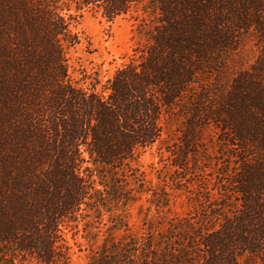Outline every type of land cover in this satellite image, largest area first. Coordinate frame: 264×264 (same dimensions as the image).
Instances as JSON below:
<instances>
[{
    "label": "trees",
    "instance_id": "16d2710c",
    "mask_svg": "<svg viewBox=\"0 0 264 264\" xmlns=\"http://www.w3.org/2000/svg\"><path fill=\"white\" fill-rule=\"evenodd\" d=\"M83 11L147 17L100 91ZM79 226L86 264H264V0H0V264H75Z\"/></svg>",
    "mask_w": 264,
    "mask_h": 264
},
{
    "label": "rangeland",
    "instance_id": "374dc122",
    "mask_svg": "<svg viewBox=\"0 0 264 264\" xmlns=\"http://www.w3.org/2000/svg\"><path fill=\"white\" fill-rule=\"evenodd\" d=\"M73 15L74 11L72 12ZM146 15L141 12L137 14L131 13L114 18L107 21L99 12L83 11L81 16L71 21V30L76 33L79 43L74 47L66 50L68 70L70 78L82 84L84 81V72L89 79H97L100 85L97 90H101L105 82L110 79L113 73L127 63L134 54V50L138 49L144 42L143 35L138 33V26L142 20H146ZM88 86V84H84ZM205 141H219L215 138H206ZM215 149V148H214ZM216 154V150L212 149ZM218 155V154H217ZM169 157L160 159L158 146L145 150L140 155V164L146 171L153 166L158 169L155 176H163L164 169L169 164ZM214 169V166L205 165ZM207 167V168H208ZM162 168V169H161ZM178 177L176 172L171 174ZM185 193L181 200L175 205V211L180 214H188L192 210V204L188 201ZM132 218L130 223L134 227L140 225V218L135 210H132ZM74 230H67L65 238L72 248V260L75 264H86L88 256V243L83 238L82 227H78V233L74 234Z\"/></svg>",
    "mask_w": 264,
    "mask_h": 264
}]
</instances>
